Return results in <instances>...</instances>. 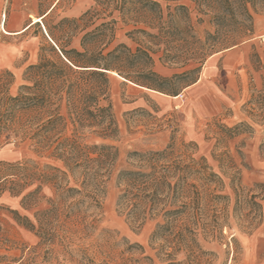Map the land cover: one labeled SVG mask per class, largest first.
Segmentation results:
<instances>
[{
  "label": "rangeland",
  "instance_id": "rangeland-1",
  "mask_svg": "<svg viewBox=\"0 0 264 264\" xmlns=\"http://www.w3.org/2000/svg\"><path fill=\"white\" fill-rule=\"evenodd\" d=\"M118 1L122 12L97 0H0V86L10 80L4 71H11L9 97L31 85L28 67L50 57L52 46L83 51L88 33L90 49L125 45L154 60L149 66L143 53L123 64V76L144 86L109 73L114 138L93 133L92 98L62 101L61 138L79 129L82 145L117 149L98 204L65 192L80 187L81 170L37 151V140L23 136L42 124L46 111L20 116L15 125L22 139H0V264H264V224L252 222L249 203L255 195L264 211V12L254 15L249 37L222 43L209 37L217 28L192 0ZM93 8L99 15L84 17ZM112 19L113 31L110 25L97 31ZM71 81L88 88L97 83L77 74ZM169 147L172 159L193 165L189 177L197 186L189 188L184 240L171 234L163 211L140 223L118 201L119 172L133 167L139 154Z\"/></svg>",
  "mask_w": 264,
  "mask_h": 264
},
{
  "label": "trees",
  "instance_id": "trees-1",
  "mask_svg": "<svg viewBox=\"0 0 264 264\" xmlns=\"http://www.w3.org/2000/svg\"><path fill=\"white\" fill-rule=\"evenodd\" d=\"M97 1L98 5H114V10L122 12L121 1ZM192 1L201 10H208V13L204 11L203 14L209 16L211 23L217 28L215 34H209V37L217 38L218 42L222 43H237L249 37L253 32L254 15L264 12V0ZM91 14L99 15L96 8H93L87 11L84 17ZM115 24L116 20L112 19L110 22L102 23L96 29L101 31L102 26L110 25L113 31ZM229 26L234 29L222 33L221 29ZM49 35L50 33H47L53 42ZM88 35L89 33L82 40L83 51L66 50L58 44L57 49L52 46L49 50L50 57L44 55L38 64L28 67L25 80L31 85H23L16 97L7 96L8 87L13 83L14 75L9 70L4 71L10 80L4 83L6 85L0 86V139L3 137L7 140L12 137L22 139L18 137L21 131L15 125L20 116L24 113L37 114L41 109L46 111V118L42 124L38 122L36 129L31 130V135L26 131L23 136L37 140L35 145L37 151H51V155L60 159L65 167L81 170L83 175L79 181L80 187L68 188L65 192H76L84 197L89 196L98 204L99 197L105 191L106 183L117 162V149L106 144L82 145L80 140H83L85 133L79 132V129L75 130L72 138H61L66 125L61 113L62 101L66 100L69 104H74L76 95L79 101L86 97L92 98L94 127L98 128L93 133L103 138H114L118 133V128L110 101L111 78L109 73L115 71L123 76V64L139 60L138 58L143 53L149 66L153 65L154 60L148 52L139 49L133 53L125 45H118L107 52L105 49H90L84 40ZM149 71L154 74L151 69ZM74 74L94 77L97 83L88 88L84 84L71 81V76ZM123 77L134 82L128 75ZM6 99L9 101L8 104L5 102ZM104 102L108 103L107 106L103 105ZM6 105L9 106L4 109ZM105 119H109L106 125ZM81 127L85 126L81 125ZM173 154L174 149L171 147L162 152L139 154V159L133 167L123 169L118 174L117 184L121 189L118 201L127 215L140 223H144L148 218H155L163 211L171 234L184 240L189 238V226L186 224L189 220V205L191 204L189 203V188L197 189V186L190 182L189 177L193 165L187 159H172ZM197 195L199 199L201 193L197 192ZM255 199L256 196L253 195L249 201L254 207L252 222L262 225L264 224V211ZM158 227L160 229L161 225ZM215 228L217 226L213 229ZM193 235H195L194 232Z\"/></svg>",
  "mask_w": 264,
  "mask_h": 264
},
{
  "label": "bare ground",
  "instance_id": "bare-ground-1",
  "mask_svg": "<svg viewBox=\"0 0 264 264\" xmlns=\"http://www.w3.org/2000/svg\"><path fill=\"white\" fill-rule=\"evenodd\" d=\"M42 21V18H35L34 23H40Z\"/></svg>",
  "mask_w": 264,
  "mask_h": 264
}]
</instances>
